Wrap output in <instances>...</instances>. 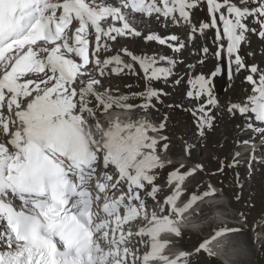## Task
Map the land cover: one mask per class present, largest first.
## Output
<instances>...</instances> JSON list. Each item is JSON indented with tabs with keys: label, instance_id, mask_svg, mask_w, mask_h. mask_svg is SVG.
<instances>
[{
	"label": "snow or ice",
	"instance_id": "snow-or-ice-1",
	"mask_svg": "<svg viewBox=\"0 0 264 264\" xmlns=\"http://www.w3.org/2000/svg\"><path fill=\"white\" fill-rule=\"evenodd\" d=\"M198 2L119 0V5L113 6L97 4L96 0H0V109L6 107L9 113L7 119L0 113V264H189L187 252L175 258L164 254L168 242L161 241V234L180 237L184 214L214 195L216 189L209 185L203 193H189L185 180L199 169L174 170L167 177L169 190L161 214L155 210L149 213L142 192L156 200L162 191L155 184V170L164 167L157 147L167 140L149 132L162 131L165 124L157 127L145 120L115 118L105 128L98 118L113 107H137L127 103L128 95L113 96L104 88L102 78L109 65H115L111 68L115 75L125 70L135 75L134 64L139 65L149 84L144 92L133 95L143 97L139 107L147 109L163 94L150 82L167 80L177 61L165 56H137L127 48L121 51L132 63L120 52L103 60L99 54L102 38L141 37L133 27L136 14H155L157 21L163 17L174 26L181 21L189 25L190 40L197 31L203 35L207 29H216L215 55L219 57L224 51L219 42L226 40L227 54L234 57L237 71L248 67L239 49L245 34L255 30L245 21L255 18L258 35L264 39V0H206L211 20L193 26L189 9ZM108 18L122 26L112 24L105 29L101 22L107 23ZM74 21L78 26L73 32L70 26ZM90 28L96 45L92 59ZM144 39L166 45L175 53L186 47L175 34L162 37L150 33ZM103 50H111L106 42ZM202 51L207 54L209 49ZM159 62L169 66L158 67ZM248 70L258 72L256 66ZM246 80L253 86L252 94L228 110L251 114L255 122L264 124V72L258 80L253 75ZM190 83L196 91H189V98L207 96V105L217 104L211 77L201 74ZM198 112L202 114L200 123L210 128L214 119L208 115L210 109L201 104ZM162 147L167 150L168 145ZM110 167L114 174L109 173ZM137 220L145 221L146 226L135 236L150 247L142 256L127 246L133 232L130 227L126 232L125 225ZM239 231L222 227L195 251L213 255L212 241Z\"/></svg>",
	"mask_w": 264,
	"mask_h": 264
},
{
	"label": "rangeland",
	"instance_id": "rangeland-1",
	"mask_svg": "<svg viewBox=\"0 0 264 264\" xmlns=\"http://www.w3.org/2000/svg\"><path fill=\"white\" fill-rule=\"evenodd\" d=\"M99 4H102V0H97ZM199 8L196 10H193L190 12L192 15L191 19V25L197 26L201 23L205 22H210L211 17L208 12V6L206 0H199L198 2ZM197 4V5H198ZM193 13L195 14L194 17L198 21H192L193 19ZM163 20V19H162ZM165 23L168 25L170 22L165 21ZM219 23V20H218ZM254 23L257 25L256 20H254ZM145 27H147L148 24L144 23ZM170 25H172L170 23ZM173 27H177L172 25ZM183 23L181 28H179L180 32L186 31L184 34V37L186 40L189 39L190 35V26ZM185 29V30H184ZM175 32L178 33V31L173 28ZM174 31H170V34L172 35L175 34ZM172 32V34H171ZM169 33V32H168ZM167 35V36H168ZM221 35H222V28H221ZM188 36V37H187ZM195 38L188 41L190 42L189 47H185L184 49L181 50L180 53H175L173 51H167L168 53H164L165 57H170L171 59L176 60L179 64H185L182 66V68H174L173 74L168 78V80H153L150 82V86L156 90H162V95H160L159 100L157 101L156 99H153L152 102L156 104L155 106H158L159 103H161L163 100H167L168 93L171 94L172 90L174 89L173 87L176 85V80H171L170 78H173L178 71L182 69L183 75L185 78H182V81L180 83L181 89L183 87L185 93L187 94L189 91H196V87H194V83H190L192 80L193 82L195 79L203 74L205 77H211L212 78V97L217 101L216 105H207V100L208 97L203 96L201 97V101L204 100V98H207L206 102L203 103L205 106H209L212 109L218 108L219 106L223 104H227L230 106L231 104H236L234 99H232L231 95L237 96V104H243L242 102H245L246 98L252 94V85L247 82L246 77L248 75H254L248 70V67L250 66H256L258 68V72L255 73L258 76L260 75L261 72H264V39L259 37L258 33L257 35L253 33V31H250L246 33V42H243L242 49L239 53V55L242 57L243 62L246 66V68L240 69L239 71L232 72L233 70V65L234 63V57L229 58L226 48H227V41L226 40H221L219 43H222L224 45V51L221 52L220 56H216L215 53L218 50L217 43H214L216 39V29L210 28L205 30L204 34L201 35L198 31L194 34ZM165 37V36H162ZM144 39V37H142ZM142 40H136V41H127L126 45L123 43L121 44L122 47L128 46L130 50H134L137 54H143L145 52L152 53V50H148L147 47L141 42ZM131 42V43H130ZM244 43L246 45H244ZM251 44L255 51L257 52V55L260 57V62L262 63V67H259L257 65V61L253 59V57L250 54V51L248 49V45ZM124 45V46H123ZM136 46V47H135ZM204 47H207L209 49V52L205 54L202 49ZM196 50V51H195ZM139 51V52H138ZM180 54V55H179ZM197 54V55H196ZM191 56L196 59V63L192 62L191 64L194 65V70L191 71V68H188L187 64H190L189 62L191 61ZM201 59V60H200ZM180 61V62H179ZM203 63H205L203 65ZM158 64H161L159 62ZM230 64V69L231 72L229 71V75L227 78L226 83L224 82V90L219 91L217 93L216 89L218 87V83L216 82L217 78L214 80L213 73H218L219 69L223 68L224 71V66ZM255 64V65H254ZM202 65V66H201ZM168 64H162V67H168ZM236 66V65H235ZM137 70H138V75H130V78H121L116 81H112L111 79L107 80L105 83V86H107V89H110V92L113 96H118V95H126L124 93V87L130 85L132 83L133 86V92L131 94H128L129 100L135 99L137 97H141L139 95H132L133 93H142L146 89V84H149L148 81L145 80V76L143 71L140 69L139 65L137 64ZM177 70V71H176ZM226 71V69H225ZM188 72V73H187ZM260 72V73H259ZM190 75V76H189ZM222 79V78H221ZM138 80V81H137ZM129 81V82H128ZM188 83H187V82ZM111 83V84H110ZM165 83V84H164ZM168 83V84H167ZM164 84V85H163ZM172 84V85H171ZM185 87H184V85ZM189 84V85H188ZM136 85V86H135ZM113 86V87H112ZM164 86V87H163ZM190 86V87H189ZM115 88V89H114ZM164 88V89H163ZM169 88V89H168ZM193 88V89H192ZM216 88V89H215ZM171 89V90H170ZM189 89V90H188ZM221 90V88H220ZM177 89L174 91V96L175 98H179L177 96ZM181 92V91H179ZM179 95H181L179 93ZM217 98V99H216ZM161 99V100H160ZM182 98L180 97L179 100L176 99L175 102L171 103L165 100V109L164 112H166L170 120L169 122H158L159 124L164 123L165 127L168 131V134L170 135V138L172 139L171 142H173V145L170 147L171 149V156L175 161H178L180 163L179 167L183 165V167L189 166L188 169L192 168H197L199 169L196 172V175L192 179L190 183H192V186L194 187L191 192L199 193L204 190H208V183L209 182H214L216 185H218L220 188L224 190L225 196H219L220 202L224 203V205L227 207L219 213V217H231V219L235 220V222H238L237 225H230L228 226L231 228H238L240 229L239 232H236V234H233L232 236V243L231 246L234 248V252L232 253V260L233 264H241V260L243 259L245 264H264V246L259 249L260 245L264 243V240L260 238V240L257 243H254V248L257 249L258 252V257H255L251 251V248H249V245L246 242V237L247 236H252L256 238V235L260 234L261 232L264 233V223H257L255 219L260 218L263 219V214L256 210V207H254L253 203L250 202V204L243 203L242 200H239L240 198H237L238 191L236 190L237 187H244L243 189L248 192L249 190L255 188L254 190L257 189L259 184L261 182L257 181H262V171H256V177L255 180H252L251 177L255 175V171L253 172L252 176H248V172L244 170V173H246L245 177H249L250 181H246L245 177H240L239 179L235 176L234 171L231 167H229L227 164V161L223 158L222 163L216 159V154L219 152H215L212 148V143L214 138L210 140L209 137H201V139L196 141V144H198L196 149H193V152L196 153V159L194 157H186L185 151L187 152V149L184 145V136L188 135V137H193L196 135L194 129L192 132V124H191V118L190 114L186 113L188 108L193 109V107L196 104H193V102H188L190 104H187V107H185L184 110L179 109V105L182 104L180 103ZM241 100V102H240ZM179 101V102H178ZM179 103V104H178ZM220 103V104H219ZM172 104H177L175 106H172ZM191 105V106H190ZM200 105H196L195 108H197ZM155 111H157L155 109ZM190 113L192 114L193 111L191 110ZM214 113V111H212ZM164 115L166 114H158V118L156 120H161L164 118ZM235 115V116H234ZM174 116V117H173ZM178 116V117H177ZM241 116L239 113L233 112V119L235 120L234 125L238 124V118ZM246 116V115H242ZM153 117V114H152ZM172 117V118H171ZM192 117H199L198 115L192 116ZM182 118V119H181ZM179 119V120H176ZM217 120V121H216ZM230 121L228 117H222V118H216L214 123L216 122L218 124L219 130H224V127H221L223 122ZM173 121V123H172ZM222 122V123H221ZM213 125V124H212ZM190 130V131H189ZM222 130V131H223ZM172 131V132H171ZM205 131V130H204ZM182 133V134H181ZM191 133V134H190ZM190 134V135H189ZM221 134V133H220ZM199 142V143H198ZM241 144H246V143H241ZM240 146V145H239ZM239 146L237 148V152L239 151ZM185 147V149H184ZM183 149V150H182ZM210 149V150H208ZM197 150V151H196ZM209 151V152H208ZM179 152V153H178ZM236 152V154H237ZM216 153V154H215ZM207 154V155H204ZM203 155V156H202ZM235 157V154L231 153V156ZM199 156V157H198ZM244 156H239L238 159L242 161L244 159ZM262 158V157H261ZM201 160V161H200ZM203 160V161H202ZM197 161V162H196ZM204 164H203V163ZM224 162V163H223ZM226 163V164H225ZM249 166L247 162L244 163V165ZM185 165V166H184ZM201 169H200V167ZM225 166V168H224ZM175 169V168H174ZM246 169V168H245ZM255 169V166H253V170ZM186 170L182 169L181 171ZM242 174V172H241ZM240 174V175H241ZM240 183V185H239ZM247 183V184H246ZM252 183V184H251ZM256 183V184H255ZM246 184V185H245ZM242 185V186H241ZM250 186V187H249ZM255 186V187H253ZM236 190V191H235ZM232 193V194H231ZM261 194V193H259ZM256 194V199H262V207L264 208V197ZM253 200H255V196L253 197ZM213 217L211 218V220ZM246 221V223L242 222L241 220ZM247 219V220H246ZM243 224V226L241 225ZM260 224V225H259ZM237 226V227H236ZM207 232V231H206ZM205 235V232H197L195 235L191 236L190 238L188 236H185L184 239L186 243V249L187 250H192L198 242L202 239V236ZM263 237V236H262ZM188 243V244H187ZM194 259L192 261V264H221L220 262H217L215 260L209 259V258H204L200 257ZM196 260L198 262H196Z\"/></svg>",
	"mask_w": 264,
	"mask_h": 264
},
{
	"label": "bare ground",
	"instance_id": "bare-ground-1",
	"mask_svg": "<svg viewBox=\"0 0 264 264\" xmlns=\"http://www.w3.org/2000/svg\"><path fill=\"white\" fill-rule=\"evenodd\" d=\"M98 2V1H97ZM99 3V2H98ZM192 12V11H191ZM194 13H193V21H197L196 20V18L194 17ZM191 19H192V15H191ZM149 21V23L150 24H153V28H154V31L155 32H157V33H159L161 36H163V35H168V34H170V31L172 30V32L174 31L173 30V24L172 25H170V23L167 25V26H165V20H162V19H160L159 21H157V19L156 18H152V19H149L148 20ZM198 22V21H197ZM147 24V23H146ZM138 26V25H137ZM142 26H143V23L141 24V25H139L136 29L138 30V31H140L141 33H142V36H141V38L142 37H144V36H146L147 35V31H144L143 30V28H142ZM198 26V25H197ZM168 30H170L169 31V33H167L168 32ZM175 30L176 31H178V33L180 32V30L179 29H176L175 28ZM171 32V33H172ZM183 32V31H182ZM174 33H175V35H177V32H175L174 31ZM246 35V34H245ZM131 38L130 39H128V40H126L125 38L123 39V44L124 45H126V42L127 41H136L137 40V38L138 37H135V36H130ZM140 40V39H139ZM142 40H144L143 38H142ZM142 42V41H141ZM186 42H188V41H186ZM131 43V42H130ZM123 45V46H124ZM148 46H150L151 47V50L152 49H154V48H157V46H154V44H151V43H149L148 44ZM136 47V46H135ZM126 48V47H125ZM248 49H249V51H250V54H251V56L253 57V59L255 60V61H257L258 63H257V65L259 66V67H262V63L260 62V57H259V55H257V52L255 51V49H254V47L251 45V44H249L248 45ZM196 51V50H195ZM111 53L112 52H114V48L113 49H111V51H110ZM139 52V51H138ZM168 53V52H167ZM169 53H170V51H169ZM123 55V54H122ZM180 55V54H179ZM197 55V54H196ZM156 57L158 56V55H155ZM123 57H125V56H123ZM149 57H151V56H149ZM170 58V57H169ZM196 59H194V57L193 56H191V61L189 62L190 64H187L188 66V68H191V71L192 70H194V63L195 64H197L196 63V61H195ZM201 60V59H200ZM195 61V62H194ZM180 62V61H179ZM192 62H194L193 64H191ZM165 63H167V62H164V64ZM205 63H203V65H204ZM183 65H185V64H178V65H176L175 66V68H182V66ZM255 65V64H254ZM202 66V65H201ZM234 66V65H233ZM226 69V68H225ZM228 70V75L230 74L229 73V71L231 72V69L229 68V69H227ZM111 71V70H110ZM177 71V70H176ZM236 71V66H234L233 67V70H232V72H235ZM175 72V71H174ZM180 72V75H179V78H185L184 77V75H183V71H182V69L179 71ZM93 73H95V72H93ZM109 74L107 75L108 76V78H110V79H113L114 81H116L117 79H119L120 77H115V74H112V73H110V72H108ZM188 73V72H187ZM260 73V72H259ZM190 76V75H189ZM254 76V79H257L258 80V75L257 74H254L253 75ZM171 79V78H170ZM172 79H175V78H172ZM226 79V78H225ZM168 80V79H167ZM227 80V79H226ZM138 81V80H137ZM177 81V80H176ZM192 81V80H191ZM129 82V81H128ZM187 82V81H186ZM217 82L218 83H220V87L219 88H221V90L220 91H222V89H223V86H224V79L222 80V79H217ZM188 83V82H187ZM107 84V83H106ZM111 84V83H110ZM165 84V83H164ZM163 84V85H164ZM168 84V83H167ZM176 85H177V83H175ZM172 85V84H171ZM184 85V84H183ZM189 85V84H188ZM136 86V85H135ZM194 86V85H193ZM113 87V86H112ZM164 87V86H163ZM175 87V86H174ZM173 87V88H174ZM184 87H185V85H184ZM190 87V86H189ZM253 87V86H252ZM115 89V88H114ZM164 89V88H163ZM169 89V88H168ZM193 89V88H192ZM171 90V89H170ZM189 90V89H188ZM194 90V89H193ZM179 91H181V92H179ZM132 92H133V90H132ZM171 94H169L168 93V97H167V100L166 101H168L169 100V102L171 101V103H173V102H175V100L176 99H178L179 100V98L181 97L184 101H186V93H185V91H184V89H183V87L181 88V89H177V96L179 97V98H175V96H174V89L172 90V92H170ZM179 93L181 94V95H179ZM183 93H185L186 95H184ZM133 95V94H132ZM188 97V96H187ZM231 97H232V99H234V101H235V103L237 104V96H233V95H231ZM217 99V98H216ZM161 100V99H160ZM165 100H163L161 103H159V105L157 106V107H159V112L158 113H155V120L158 118V114H166L168 117H169V115L166 113V112H164V109H165ZM181 100V99H180ZM202 100V99H201ZM246 101V100H245ZM179 102V101H178ZM183 101L181 100V102L180 103H182ZM240 102H241V100H240ZM242 103H244V102H242ZM179 104V103H178ZM188 104H190V103H188ZM193 104H195V103H193ZM220 104V103H219ZM154 105H156V104H154ZM175 105H177V104H172V106H175ZM191 106V105H190ZM175 107H177V106H175ZM193 108H195V107H193ZM180 109V108H179ZM229 106L227 105V104H223L222 103V105L221 106H219L218 108H215L214 109V113H212V111L210 110V112L208 113V115H210V116H213L214 117V119H213V121H212V126L210 127V129L209 130H206L205 129V132L204 133H200V134H197L196 133V131H195V126L192 124V132H193V129H194V131H195V133H196V135H194L193 137H188V135H185L184 136V145H185V147H186V149H187V152L185 151V155H186V157H188V158H190V157H194L195 159H196V153L195 152H193V149L195 148L196 149V147H198L197 145L198 144H196V141L197 140H199V139H201V137H209L210 138V140H212L213 138H214V140H213V142L211 141V143H212V148L214 149V150H216L215 152H219L218 154H216V159L217 160H219L221 163H222V159L224 158L226 161H227V165L229 166V167H231L232 169H233V171H234V174H235V176L239 179L240 177H245L246 176V173H244V170L246 171V169H245V165H244V163H242L241 162V160H239V159H237L236 157H234L233 155L231 156V153L232 154H236V152H237V148H238V146L241 144V143H244V141H246L248 138H247V136H244L243 135V132L245 131L244 129H245V126H246V122H247V119H246V117H244V116H239V118L237 119L238 120V124L236 125V127H235V125H234V123L233 122H235V120L233 119V112H229ZM235 116V115H234ZM174 117V116H173ZM178 117V116H177ZM222 117H228L229 119H230V121H226L225 122V120H224V122L222 123L223 125L221 126V127H224V130L222 131V130H219V128H217L218 127V124L215 122L214 123V121H215V119L216 118H222ZM153 118V117H152ZM172 118V117H171ZM182 119V118H181ZM169 120H170V117H169ZM176 120H179V119H176ZM217 121V120H216ZM161 122V121H160ZM191 122V121H190ZM172 123H173V121H172ZM257 123V122H256ZM258 124V123H257ZM190 131V130H189ZM172 132V131H171ZM221 133V134H220ZM182 134V133H181ZM191 134V133H190ZM189 134V135H190ZM251 137V136H250ZM251 142V141H250ZM264 142V141H263ZM199 143V142H198ZM172 145H173V142H172ZM185 147H184V149H185ZM183 150V149H182ZM208 150H210V149H208ZM197 151V150H196ZM168 152L171 154V149H170V146L168 147ZM209 152V151H208ZM179 153V152H178ZM204 155H207V154H204ZM203 156V155H202ZM208 156V155H207ZM199 157V156H198ZM245 157V156H244ZM197 160V159H196ZM243 160V159H242ZM201 161V160H200ZM203 161V160H202ZM197 162V161H196ZM203 163V162H202ZM224 163V162H223ZM204 164V163H203ZM226 164V163H225ZM254 166H255V169H254V171H255V175L253 176V177H251V179L252 180H255V177H256V171H262L261 173H262V178H261V180L262 181H257V183L258 182H261V184H259V186L257 187V189L256 190H254L256 187L255 186H253V187H255V188H253V189H251V190H249L248 192H246V190H244L243 188L244 187H237L236 188V190L238 191V194H237V198L239 197L240 199L239 200H242V202L243 203H246V204H250V202L251 203H253L254 205V207H256V210L258 211V213H262L263 214V219H260V218H257V219H255L256 220V222L257 223H264V208L262 207V204H261V202H262V199L260 200V199H256V194L258 193V195H261V196H263L264 197V164L262 163V162H260V161H257L255 164H254ZM224 168H225V166H224ZM241 172H242V174H241ZM241 174V175H240ZM191 184V183H190ZM247 184V183H246ZM245 184V185H246ZM252 184V183H251ZM256 184V183H255ZM250 187V186H249ZM235 190V191H236ZM191 193V192H190ZM259 193H261V194H259ZM232 194V193H231ZM255 196V200H253V197ZM262 197V198H263ZM247 220V219H246ZM243 223L245 222L246 223V221H244V219L243 220H241ZM180 225V224H179ZM260 225V224H259ZM230 226V225H229ZM229 228H231V227H229ZM238 229V228H237ZM163 234H167V233H163ZM171 235V233L169 234V235H167L166 237H164L163 238V240H166L169 236ZM262 236L264 237V233H262ZM260 240V238H258V237H256V238H254V237H252V236H247L246 237V242H247V244L249 245V248H251V251H252V253H253V255L255 256V257H258V250L257 249H255L254 248V243H257L258 241ZM224 242V239H219L217 242H215L214 244H213V246H212V249L214 250V247H215V245H218V244H221V243H223ZM188 244V243H187ZM263 246H264V243L262 244V245H260V247H259V249L261 250V248H263ZM180 249H185V248H183V247H180ZM172 253H176L175 251H172ZM233 256V255H232ZM196 262H198L197 260H196ZM241 264H245L244 262V260L242 259L241 261Z\"/></svg>",
	"mask_w": 264,
	"mask_h": 264
}]
</instances>
